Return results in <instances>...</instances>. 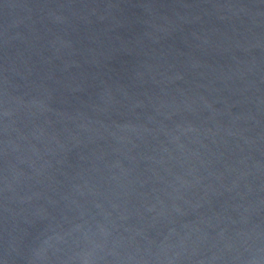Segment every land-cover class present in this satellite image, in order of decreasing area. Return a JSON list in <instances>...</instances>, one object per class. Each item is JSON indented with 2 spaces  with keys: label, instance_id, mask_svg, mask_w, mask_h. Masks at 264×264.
<instances>
[{
  "label": "water",
  "instance_id": "water-1",
  "mask_svg": "<svg viewBox=\"0 0 264 264\" xmlns=\"http://www.w3.org/2000/svg\"><path fill=\"white\" fill-rule=\"evenodd\" d=\"M0 264H264V0H0Z\"/></svg>",
  "mask_w": 264,
  "mask_h": 264
}]
</instances>
